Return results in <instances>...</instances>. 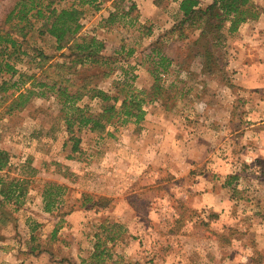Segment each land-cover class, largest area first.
Here are the masks:
<instances>
[{
  "label": "rangeland",
  "instance_id": "1",
  "mask_svg": "<svg viewBox=\"0 0 264 264\" xmlns=\"http://www.w3.org/2000/svg\"><path fill=\"white\" fill-rule=\"evenodd\" d=\"M55 1L83 10L79 35L103 41L110 58L101 70L77 68L111 99L90 93L76 106L99 114L115 95L120 108L139 91L145 114L115 118L101 132L75 126L73 153L69 110L56 95L11 114L0 95V149L10 154V176L29 179L19 204L0 197V264H95L99 239L103 264H264V0H251L259 16L245 22L260 24L241 34L226 23L213 48L202 27L168 33L181 19L176 0H153L155 13L151 0ZM14 2L0 0V25ZM40 26L25 54L3 62L38 73L33 48L53 64L68 62V50ZM17 78L0 74L7 86ZM52 185L65 190L48 212L43 190Z\"/></svg>",
  "mask_w": 264,
  "mask_h": 264
},
{
  "label": "trees",
  "instance_id": "2",
  "mask_svg": "<svg viewBox=\"0 0 264 264\" xmlns=\"http://www.w3.org/2000/svg\"><path fill=\"white\" fill-rule=\"evenodd\" d=\"M95 3L98 0H89ZM121 1V0H120ZM55 0H15L13 6L8 10L3 23L0 25V74L5 71L11 73V77L18 78L7 86L10 80L0 81V95L6 101L4 113L11 114L16 110L24 109L34 97H48L50 94L62 102L69 111L64 117L66 130L69 134L68 140L72 141V152L80 149V138L75 135V126L78 130L89 127L91 131H102L107 123L113 119L120 118L122 121L139 122L144 118L145 110L143 103L146 101L144 92H133L125 94L120 108L116 107L118 96H114V103L103 106L99 114H85L82 108L76 106V102L86 94L93 93V97H99L102 101L111 99L109 94L94 85L90 75L81 77L82 73L77 66L97 67L101 70L110 63V58L101 54L104 42L96 37L80 36L82 29L81 18L83 10L75 6L56 8ZM133 9V7H132ZM257 7L251 5V0H213L209 5L200 6L199 0H182L179 10L180 21L173 26L168 33L179 30L183 34L188 27H202V36L209 39L206 41L212 48L218 47L224 39L222 30L229 23V31L236 32L239 27L249 19L258 18ZM131 12L124 11L123 16ZM117 14L111 13L106 22L112 23ZM41 23L38 28L39 34H48L55 38L58 50H68V56L72 57L68 62L52 63L50 57L40 48H33V59L37 60L38 73L17 72L8 60H3L16 53H26L24 44L27 36L36 29V24ZM157 51V47L154 48ZM212 49L205 53L210 54ZM6 56V57H5ZM167 58L162 56L160 64ZM46 63L48 64L46 66ZM166 67V66H165ZM50 69L56 70L54 75ZM106 74L105 70H102ZM80 80V83H76ZM13 88L14 92L6 96V92ZM124 90V89H122ZM120 90L119 92L122 93ZM118 92V93H119ZM10 154L5 149H0V197L2 205L14 202L19 204L20 198L28 192L29 179L11 177ZM64 186L52 185L43 190L44 209L52 212L56 203L64 193ZM105 205V204H103ZM101 240L95 244L92 258L95 264H103V255L106 249L101 248Z\"/></svg>",
  "mask_w": 264,
  "mask_h": 264
},
{
  "label": "crops",
  "instance_id": "3",
  "mask_svg": "<svg viewBox=\"0 0 264 264\" xmlns=\"http://www.w3.org/2000/svg\"><path fill=\"white\" fill-rule=\"evenodd\" d=\"M182 0H176V5H177V12L179 13V16H181V12H180V10H179V6H180V2H181ZM202 1V0H201ZM151 2H152V6H153V8H152V10L154 11V13L156 12V11H158V9H160L158 6H156L155 4H154V2H153V0H151ZM262 22V18L260 19V20H257L256 22L254 21V22H247V23H244V24H242L241 26H240V29H239V31H240V33L242 34V33H244V32H246V31H248V30H251L254 26H257L258 24H260ZM162 23V22H161ZM174 23V22H173ZM172 23V24H173ZM162 28V27H161ZM240 34V35H241Z\"/></svg>",
  "mask_w": 264,
  "mask_h": 264
}]
</instances>
